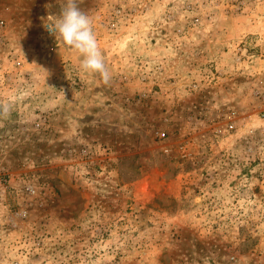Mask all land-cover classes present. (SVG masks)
I'll return each instance as SVG.
<instances>
[{"label":"rangeland","instance_id":"374dc122","mask_svg":"<svg viewBox=\"0 0 264 264\" xmlns=\"http://www.w3.org/2000/svg\"><path fill=\"white\" fill-rule=\"evenodd\" d=\"M61 3L0 0V264H264V0H78L107 84Z\"/></svg>","mask_w":264,"mask_h":264},{"label":"clouds","instance_id":"9594fccd","mask_svg":"<svg viewBox=\"0 0 264 264\" xmlns=\"http://www.w3.org/2000/svg\"><path fill=\"white\" fill-rule=\"evenodd\" d=\"M51 8L52 5H46ZM54 17L50 31L55 35L59 45L70 48L81 57L79 67L85 73L98 74L101 80L107 84L110 80V72L106 68L102 52L99 48L92 27L90 16L83 11L78 0H62L58 14ZM70 102V101H69ZM4 111L8 109L5 106Z\"/></svg>","mask_w":264,"mask_h":264},{"label":"built area","instance_id":"2783aa9c","mask_svg":"<svg viewBox=\"0 0 264 264\" xmlns=\"http://www.w3.org/2000/svg\"><path fill=\"white\" fill-rule=\"evenodd\" d=\"M48 27H49V29H51V25H49ZM232 127H233V125L230 126V128H232ZM262 166H264V164H262Z\"/></svg>","mask_w":264,"mask_h":264}]
</instances>
